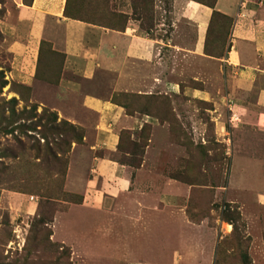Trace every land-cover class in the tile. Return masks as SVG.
<instances>
[{
    "label": "rangeland",
    "instance_id": "1",
    "mask_svg": "<svg viewBox=\"0 0 264 264\" xmlns=\"http://www.w3.org/2000/svg\"><path fill=\"white\" fill-rule=\"evenodd\" d=\"M255 1L264 10V0ZM67 2V17L117 30L135 22L165 40L159 63L127 58L116 91L111 92L115 72L99 69L92 80L67 74L97 94H111L128 114L147 119L122 130L118 150L108 152L131 166L132 191L114 201L120 208L103 230V254L90 253L86 243L92 223L87 210L72 207L55 227L59 212L84 200L75 189L88 168L86 156L76 152L71 161L85 131L56 110L76 115L78 101H54L47 93L53 85L11 78L12 53L0 28V264H181L179 252L189 254L188 247L211 264H264V129L247 126L231 109L226 57L235 19L216 14L199 54L197 27L186 19L175 25L172 0ZM7 8H14L12 0H0V20ZM50 45L42 43L35 74L57 81L65 57ZM243 95L255 100L256 90ZM144 161L145 169L137 171ZM164 194L181 197L179 203L167 202L174 206L169 215L201 227L196 234L201 237L191 233L184 246L159 240L158 252L149 258L139 251L140 233L155 213L166 214ZM150 195L160 212L142 211ZM55 229L58 239L80 241L57 240ZM135 250L139 257L127 259Z\"/></svg>",
    "mask_w": 264,
    "mask_h": 264
},
{
    "label": "crops",
    "instance_id": "2",
    "mask_svg": "<svg viewBox=\"0 0 264 264\" xmlns=\"http://www.w3.org/2000/svg\"><path fill=\"white\" fill-rule=\"evenodd\" d=\"M12 2L14 8H7L3 20H0V28L9 42L7 49L12 53L10 77L28 85H34L36 82L48 87L53 85L54 88L47 93L48 98L54 101L67 104V101L77 100L78 106H75L80 112L76 115L60 110L58 106L56 110L60 116L85 131L84 141L77 143L72 149L71 161L73 164L76 152L86 156L88 168L80 175L84 184L79 182L75 189L81 193L84 200L82 204H75L59 212L56 215L55 227L57 228L59 216L68 214L72 207L87 210V216L92 219V223L89 225L86 243L93 248L89 250L90 253L103 254L105 252L103 230L109 224L108 218L111 213L120 208L114 201L119 196L130 193L133 184L131 166L109 156L108 152L118 150L122 130L135 129L140 122H146L147 119L128 114L126 108L112 102L111 94L106 96L97 94L82 81L74 80L67 74L92 80L99 69L115 72L117 76L111 92L116 91L117 85L122 82L118 73L125 67L127 58L159 63L162 59L161 43L165 44V40L158 37L156 32L154 34L143 32L135 22H130L124 30H117L67 17L65 13L67 0H33L31 4L26 0ZM256 4L255 0H217L215 9L235 19L232 46L226 57L232 96L231 109L242 122H246L247 126L264 129V86L258 87L260 78L264 75V10ZM172 7L175 25L181 19L196 25L197 39L194 51L204 53L213 9L196 0H172ZM165 32L171 34L172 31ZM43 42L51 43L52 51L64 54L63 71L57 81H48L35 74ZM154 79L156 82L161 80ZM168 90L170 91H166L167 93H174L173 89ZM189 90L191 89L189 88L187 92L191 93ZM254 90L255 100L243 95ZM145 167L146 161L137 168V171L141 172ZM71 172L72 169L68 175V183L72 177ZM162 196L161 199L166 203L162 206L161 213L165 211L166 214L159 217L155 213L153 219L145 221V225L142 226L145 227V231L140 233L139 251L147 254L149 258H154L158 252L156 244L159 240L162 243L174 242L184 246L190 242L191 233L196 238L201 237L196 235L201 227L169 215L174 206L167 202L179 203L181 197L170 194ZM149 200L143 204L142 211H159L157 203L152 201V195ZM75 227L74 225L73 228ZM54 237L64 243H73L74 239L80 241L75 237L71 240L58 239L57 229L54 231ZM100 240L102 249L99 251L97 246ZM192 248L188 247L187 255L179 252L183 257L178 260L181 264H211L209 257L201 256L195 249L191 252ZM135 251L129 252L127 259L138 258L140 252Z\"/></svg>",
    "mask_w": 264,
    "mask_h": 264
},
{
    "label": "trees",
    "instance_id": "3",
    "mask_svg": "<svg viewBox=\"0 0 264 264\" xmlns=\"http://www.w3.org/2000/svg\"><path fill=\"white\" fill-rule=\"evenodd\" d=\"M32 1H33V0H26V2H28L29 4H31ZM67 1H68V0H67ZM196 1H199V2L205 4V5H207V6H209V7H211V8L213 9L212 20H213V18H214V16H215L216 14H219V13H220L218 10L215 9L216 1H217V0H196ZM67 3H68V2H67ZM67 6H68V4H66V9H65V13H66V15L69 14V13L67 14V10H68ZM0 16H1V14H0ZM69 17H71V18H76V19H80V18H77V17H73V16H71V15H69ZM81 20H82V19H81ZM212 20H211V22H212ZM147 33H149V31H148ZM39 63H41V57L39 58ZM73 128L77 129L78 127H74V126H73ZM83 137H84V136H83ZM83 137H82V140H81L79 143H82V142H83Z\"/></svg>",
    "mask_w": 264,
    "mask_h": 264
}]
</instances>
